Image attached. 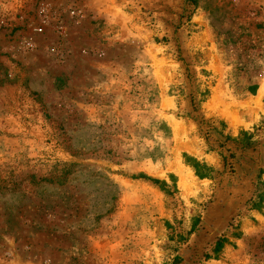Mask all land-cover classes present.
Returning a JSON list of instances; mask_svg holds the SVG:
<instances>
[{"label":"rangeland","instance_id":"obj_1","mask_svg":"<svg viewBox=\"0 0 264 264\" xmlns=\"http://www.w3.org/2000/svg\"><path fill=\"white\" fill-rule=\"evenodd\" d=\"M259 183L264 0H0V264H264Z\"/></svg>","mask_w":264,"mask_h":264},{"label":"trees","instance_id":"obj_2","mask_svg":"<svg viewBox=\"0 0 264 264\" xmlns=\"http://www.w3.org/2000/svg\"><path fill=\"white\" fill-rule=\"evenodd\" d=\"M248 139L249 138H248L247 134L242 133L240 139L238 140V143L241 144L244 141V144H247V145H244L243 148H246L249 145ZM187 160H188V162H191L190 165L194 169L196 176H198L201 179L211 177V173L213 172L212 169H210L204 165H201L200 163H198L197 161H195L193 159L188 158ZM258 190H259L258 195H259V198L261 201L262 197H264V183L258 184ZM252 205H253V207L258 206V204L256 205V203H252ZM221 245H222V241L219 240L216 243V246H217L216 251H217V249L221 248Z\"/></svg>","mask_w":264,"mask_h":264}]
</instances>
